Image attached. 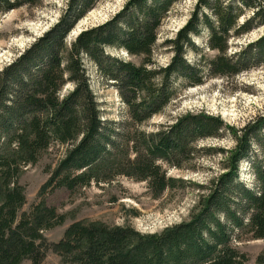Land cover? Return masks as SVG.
I'll return each instance as SVG.
<instances>
[{
  "label": "trees",
  "instance_id": "trees-1",
  "mask_svg": "<svg viewBox=\"0 0 264 264\" xmlns=\"http://www.w3.org/2000/svg\"><path fill=\"white\" fill-rule=\"evenodd\" d=\"M40 1L0 0V13ZM97 1L68 0L57 23L0 70V264H41L48 247L64 264H245L238 243L264 239V112L239 129L202 112L152 132L142 126L187 88L264 67V35L229 52L234 40L264 27V1L197 0L185 24L158 44L164 21L182 0H129L110 20L67 43ZM202 36V46L196 45L194 38ZM159 48L171 55L164 67L154 58ZM84 59L116 91L121 120L104 118ZM67 84L72 88L62 94ZM224 137L233 141L229 150L197 148ZM54 147L63 151L54 168L48 166L40 201L20 213V174ZM202 152L222 158L216 176L195 186L199 196L186 220L154 234L76 222L62 240L45 244L44 233L65 221L46 204L49 191L73 192L123 177L144 183L158 199L184 185L167 169L181 170ZM244 161L249 184L239 175Z\"/></svg>",
  "mask_w": 264,
  "mask_h": 264
},
{
  "label": "rangeland",
  "instance_id": "rangeland-1",
  "mask_svg": "<svg viewBox=\"0 0 264 264\" xmlns=\"http://www.w3.org/2000/svg\"><path fill=\"white\" fill-rule=\"evenodd\" d=\"M127 1L129 0H98L70 32L67 43L80 32L110 20ZM196 1L182 0L174 5L160 30L158 44L172 38L185 24ZM67 2L68 0H41L36 7H22L8 13H0V70L57 23L66 9ZM77 25H79L78 29ZM263 35L264 27L256 29L234 40L229 52H239ZM194 42L202 46L204 36L194 38ZM206 54L209 57L213 55L210 52ZM120 56L139 64L136 58H126L124 54ZM154 56L157 65L161 67L166 66L171 57L165 48H159ZM186 58L188 62L194 61L191 54ZM83 62L90 78L91 90L100 104L104 118L121 120L124 111L116 91L96 77L93 66L87 60L84 59ZM71 88L72 86L67 84L62 94L67 93ZM188 112H202L216 116L229 126L242 128L255 116L264 112V67L253 68L232 78H212L200 86L187 88L161 114L145 123L142 130L156 131ZM232 146L233 141L227 137L197 144L199 149L229 150ZM62 151L61 148L54 147L35 165L23 169L18 178V185L23 189L25 197L20 213L29 212L31 207L40 201L39 191L49 178L48 166L54 168ZM221 158L219 155L208 156L202 152L181 170L167 169L169 177L182 180L184 185L182 188L166 192L158 199L150 196L144 183L123 177L117 178L110 184H92L73 192L65 189L49 191L44 196L46 204L55 208L58 214L64 215L65 221L62 225L44 233L45 244L49 246L62 240L67 228L76 222L88 225L98 223L110 227L130 226L137 232L154 234L184 221L199 196L195 186L205 185L208 180L216 176ZM239 172L240 179L249 184L251 178L247 162L240 164ZM238 248L247 257L245 264H264V239L244 238L238 243ZM43 253L41 264H64L60 255L50 247ZM22 264L30 263L26 260Z\"/></svg>",
  "mask_w": 264,
  "mask_h": 264
},
{
  "label": "bare ground",
  "instance_id": "bare-ground-1",
  "mask_svg": "<svg viewBox=\"0 0 264 264\" xmlns=\"http://www.w3.org/2000/svg\"><path fill=\"white\" fill-rule=\"evenodd\" d=\"M81 24H82V23H81ZM78 26H79V25H77V27H76L77 29L79 28ZM77 29H76V30H77Z\"/></svg>",
  "mask_w": 264,
  "mask_h": 264
}]
</instances>
